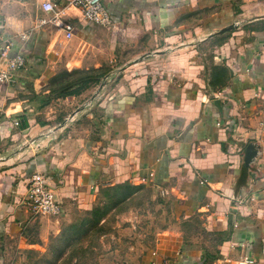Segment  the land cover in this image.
Returning <instances> with one entry per match:
<instances>
[{
  "label": "crops",
  "instance_id": "obj_1",
  "mask_svg": "<svg viewBox=\"0 0 264 264\" xmlns=\"http://www.w3.org/2000/svg\"><path fill=\"white\" fill-rule=\"evenodd\" d=\"M42 1L0 0V68L5 50L27 59L15 84L0 82V235L25 226L27 182L41 171L63 215L129 184L157 191L176 218L202 219L194 238L161 237L140 264L264 260V0H104L115 26L73 9L70 37L33 29L51 17ZM92 69L109 77L36 98L60 73ZM251 143L256 168L236 190Z\"/></svg>",
  "mask_w": 264,
  "mask_h": 264
},
{
  "label": "rangeland",
  "instance_id": "obj_2",
  "mask_svg": "<svg viewBox=\"0 0 264 264\" xmlns=\"http://www.w3.org/2000/svg\"><path fill=\"white\" fill-rule=\"evenodd\" d=\"M94 200L91 208L73 206L65 215L29 211L23 228L0 235V264H140L161 237H173L174 246L178 238H194L202 225L197 216L176 218L170 202L144 185L105 188Z\"/></svg>",
  "mask_w": 264,
  "mask_h": 264
},
{
  "label": "built area",
  "instance_id": "obj_3",
  "mask_svg": "<svg viewBox=\"0 0 264 264\" xmlns=\"http://www.w3.org/2000/svg\"><path fill=\"white\" fill-rule=\"evenodd\" d=\"M59 2V0L42 1L41 10L44 13L51 14V17H39L36 19L33 29H39L44 25L53 23L55 26L65 29L67 36L70 37L73 26L69 11L73 9H77L84 20L95 25L103 27L115 26L104 0H63V3ZM23 37H26V35H23ZM3 55H6L7 62L4 68H0V82L13 85L18 81L19 73L27 67L26 55L22 52L10 55L7 50L3 51ZM15 123L19 124V121ZM30 145L35 147L37 144L34 141ZM27 186L23 203L33 215L41 217L57 216L62 212V204L56 190L49 185L43 172H32ZM247 200L248 198L237 199L238 204H245L248 202ZM248 261L250 263L254 262L253 259Z\"/></svg>",
  "mask_w": 264,
  "mask_h": 264
},
{
  "label": "trees",
  "instance_id": "obj_4",
  "mask_svg": "<svg viewBox=\"0 0 264 264\" xmlns=\"http://www.w3.org/2000/svg\"><path fill=\"white\" fill-rule=\"evenodd\" d=\"M106 73L107 71L101 69L64 72L61 82L58 84L55 83V86L49 91V94L36 95V98L41 100V105H43L51 98L77 94L88 85L100 83L104 77L108 78L109 76Z\"/></svg>",
  "mask_w": 264,
  "mask_h": 264
},
{
  "label": "water",
  "instance_id": "obj_5",
  "mask_svg": "<svg viewBox=\"0 0 264 264\" xmlns=\"http://www.w3.org/2000/svg\"><path fill=\"white\" fill-rule=\"evenodd\" d=\"M215 104L220 106V100L217 99ZM259 149L260 147L257 143H251L246 147L243 153V164L237 180L236 190L242 186H249L251 171H255L256 168V158L259 154Z\"/></svg>",
  "mask_w": 264,
  "mask_h": 264
}]
</instances>
